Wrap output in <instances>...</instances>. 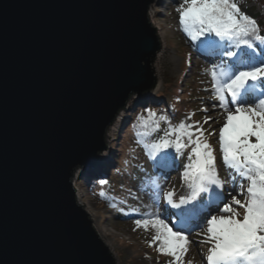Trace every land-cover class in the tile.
Segmentation results:
<instances>
[{"label": "water", "instance_id": "obj_1", "mask_svg": "<svg viewBox=\"0 0 264 264\" xmlns=\"http://www.w3.org/2000/svg\"><path fill=\"white\" fill-rule=\"evenodd\" d=\"M152 2L0 0V264H117L72 178L156 84Z\"/></svg>", "mask_w": 264, "mask_h": 264}, {"label": "snow or ice", "instance_id": "obj_2", "mask_svg": "<svg viewBox=\"0 0 264 264\" xmlns=\"http://www.w3.org/2000/svg\"><path fill=\"white\" fill-rule=\"evenodd\" d=\"M176 11L182 30L191 41H200V51L221 58L219 64L205 71L211 75L214 99L226 113L219 131L222 162L231 170V183L244 200L232 196L224 203L225 181L219 176L212 146L201 139L202 128L181 121L176 126L170 124L160 140L145 148L155 167L171 168V154L160 155L158 161L157 155L170 147L180 154L195 145L181 174L188 194L177 201L174 191L162 192L166 204L178 210L173 213V224L158 212L145 213L146 218L135 220V224L155 230L147 243L149 247L156 245L160 254L172 257L168 264H183L193 221L202 228L197 233L204 236L201 242L210 245L206 264H264V50L257 52L259 44H264V35L257 20L241 11L238 0H183ZM138 120L145 129L143 134L148 135L149 129L158 130L159 120L167 117L157 119L156 113L148 110V117L140 116ZM172 134L176 135L174 141L168 139ZM185 137L187 143L183 142ZM210 191V199L201 204V194ZM159 198L158 192L157 204ZM213 205L220 215H208ZM234 206L244 210L242 219ZM200 220L206 222L200 225Z\"/></svg>", "mask_w": 264, "mask_h": 264}, {"label": "rangeland", "instance_id": "obj_3", "mask_svg": "<svg viewBox=\"0 0 264 264\" xmlns=\"http://www.w3.org/2000/svg\"><path fill=\"white\" fill-rule=\"evenodd\" d=\"M153 1L158 13L157 18L163 23L167 32L160 59L154 63L157 70L156 84L143 95L131 94L126 105L117 112L116 116L120 121L114 125L116 129L114 135L108 137L109 141L106 142L105 157L101 161V166L88 170L78 167L72 178L75 194L77 193L75 183L78 182L84 191V199L96 210L100 222L112 233L110 239L113 241L114 249L110 250L117 264H168L172 260V257L160 254L156 245L149 247L147 242L155 234L151 226L145 230L135 224V220L146 218L144 214L149 212H158L161 218L173 224L175 221L173 213L178 210L166 204L162 198V192L174 191V199L177 201L181 195L188 194L181 174L184 171V165L188 162V154L195 145H189L180 154L175 152L174 147L165 149L157 155V161L160 155L168 153L174 158V164L171 168L157 167V169L150 161L149 149L145 148L146 144L150 145L160 140L170 124L176 126L184 121L186 124L203 129L204 135L201 139L212 146L219 176L225 181L222 189L225 196L224 203H227L232 196L244 200V196L238 195L231 183L229 175L231 170L227 169L222 162L219 131L225 123L226 113L214 99L211 75L205 71L212 65L219 64L221 58L205 55L199 49L200 41H191L182 30L180 16L176 9L183 0ZM243 6L247 9L244 13L261 9L255 1L244 2ZM158 83L160 85L155 89ZM150 103L155 106L163 105L165 108L163 111L168 112L167 120H159V129L156 131L149 129L148 135L143 134L145 129L139 126L140 122L130 131L129 123L136 110ZM150 110L157 113L154 109ZM146 111L148 112V109ZM208 117L211 119L205 123ZM156 118L159 119L157 116ZM138 133H140L139 136ZM131 134L134 135L131 136ZM195 138L194 136L193 139ZM168 139L174 141L176 135L172 134ZM183 142H188L186 137L183 138ZM106 172L109 176H102ZM88 174L95 180L106 181L104 185L98 187L100 190L98 195L108 198V201L104 199L97 201L91 197L90 188L83 181ZM158 192L160 198L157 204ZM210 195L212 196L211 191L201 194L199 202L206 203ZM166 207L168 209L165 210ZM234 207L241 214L238 218L242 219L244 210L239 206ZM220 214L217 208L214 212L208 213L209 216ZM205 222L200 220L198 223L203 225ZM196 225L197 222L193 221L190 225L191 230L187 233L191 243L183 256V264H188V261L192 264H206L205 256L210 245L201 242L204 236L197 233L201 232L202 228Z\"/></svg>", "mask_w": 264, "mask_h": 264}, {"label": "bare ground", "instance_id": "obj_4", "mask_svg": "<svg viewBox=\"0 0 264 264\" xmlns=\"http://www.w3.org/2000/svg\"><path fill=\"white\" fill-rule=\"evenodd\" d=\"M155 1H153L150 4V7L148 9V17L149 20L151 21V23L153 24V26H157L156 27V33L158 35L159 41L161 43V48L157 51V54L155 56V59L153 61V67L155 70V73H157L156 70V64L155 61L160 59V55L162 53V50L165 46V42H166V28L163 25V23L160 22V20L157 18V10H156V5L154 4ZM205 55H208L206 53H204ZM159 83L156 85L155 89H157L159 87ZM121 114V112L119 113V115ZM118 116H115V118L113 119V121L107 126L106 128V138H105V142H108V137H111L114 135L115 133V126L117 122H119L120 120L117 118ZM106 148V147H105ZM105 150H103V154H105ZM76 185V189H77V193H76V198L78 203L88 212L89 217L91 218L92 221V225L94 226V228L96 229L97 233L102 237V239L105 241V243L109 246V248L113 251V241H111L112 239H110V236L112 235V233H110L109 229L100 222L99 218H98V213L96 212V210H94L89 203L84 199V191L81 188L80 184H78V182L75 183ZM203 194V193H202ZM211 196V195H210ZM215 206H211L208 209V213L214 212L215 211ZM168 209L167 207L165 208V210Z\"/></svg>", "mask_w": 264, "mask_h": 264}, {"label": "trees", "instance_id": "obj_5", "mask_svg": "<svg viewBox=\"0 0 264 264\" xmlns=\"http://www.w3.org/2000/svg\"><path fill=\"white\" fill-rule=\"evenodd\" d=\"M250 2V1H255L259 7L262 9L260 10H257V11H246L245 13L247 15H249L250 17L254 18L257 20L259 26H260V31H261V34L264 35V0H238V3H239V6L241 8V11L244 12L245 9H244V2ZM247 10V9H246ZM259 43V42H257ZM261 50H264V44H259L258 48H257V52H260ZM170 82H168L169 84ZM171 85V84H169ZM164 93V92H163ZM150 110V109H154L156 110V112L161 116H166L168 114V112H164L163 109L164 106L163 105H160V106H155L154 104H148L147 106H143V107H139L137 110H136V113L135 115L132 116V120L130 121L129 123V128H130V131L133 130L134 127H137L138 124H139V120H138V117L140 116H144V117H148V112L146 110ZM156 113V116L159 118V115ZM163 121V120H162ZM134 135V134H131V136ZM150 161L153 163L154 165V161L153 159L150 157ZM155 169H157V167L154 166ZM89 174L91 172H88ZM86 175L85 178H83V181L85 182V184L88 186V188H90V195L93 199H96L97 201L99 199H104V200H107L108 201V198H104L102 197V195H98L99 193V188L100 186L104 185V183L106 182L105 180H95V178H93L92 176L90 175ZM93 174V173H92ZM111 176H112V172H111ZM116 179V178H115Z\"/></svg>", "mask_w": 264, "mask_h": 264}]
</instances>
